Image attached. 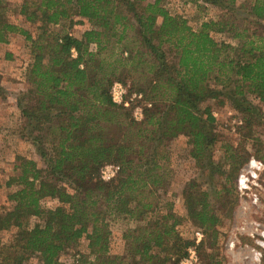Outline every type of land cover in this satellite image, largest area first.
<instances>
[{
  "label": "trees",
  "instance_id": "1",
  "mask_svg": "<svg viewBox=\"0 0 264 264\" xmlns=\"http://www.w3.org/2000/svg\"><path fill=\"white\" fill-rule=\"evenodd\" d=\"M23 1L19 13L39 25L38 36L10 22L0 0V44L16 35L29 43L32 60L16 107L20 138L30 142L43 167L21 156L12 163L5 187L16 188L7 196L11 207L0 213V232L11 234L6 243L0 239V264H25L31 258L60 264L59 255L83 238L88 254L77 264H177L194 244L177 231L185 221L213 245L221 220L212 200L223 196L231 205L228 197L244 159L225 144L224 162H212L215 118L201 105L229 100L242 121L241 139L252 137L258 120L245 98L264 104V34L249 25H262L264 0H202L230 13L197 30L169 15L161 0ZM236 8L240 14L232 12ZM73 17L90 26L79 37L46 29L72 24ZM213 33L228 35L233 44L215 41ZM114 81L150 103L141 122L132 119L130 109L111 102ZM180 136L187 139L198 176L222 183H215L210 194L191 180L181 192L183 216L165 203L163 214L152 218L159 206L155 195L168 173L157 162L158 147ZM107 164L120 171L104 183L99 171ZM45 200L55 203L44 207ZM109 217L138 223L122 236L124 255H109ZM31 219L36 223L30 226Z\"/></svg>",
  "mask_w": 264,
  "mask_h": 264
},
{
  "label": "rangeland",
  "instance_id": "2",
  "mask_svg": "<svg viewBox=\"0 0 264 264\" xmlns=\"http://www.w3.org/2000/svg\"><path fill=\"white\" fill-rule=\"evenodd\" d=\"M241 1L239 0L238 3ZM23 2V0H5V17L36 38L40 32L39 25L27 23L19 13ZM160 5L169 15L185 19L187 25L193 30H197L203 22L218 20L230 13V10L224 7L211 5L202 0H161ZM232 12L241 13L237 8ZM71 22L72 24L69 21H65L46 29L48 32L53 33L69 30L72 35L79 37L90 28L87 22H82L77 17H73ZM260 24L262 25L258 26L252 23L249 27L251 30H257L264 34V20L260 21ZM212 37L217 42L233 44V41L226 34L213 33ZM30 52L29 43L19 35L12 37L7 44H0V213L7 211L11 207V203L7 201V196L16 188L15 186L5 187L6 181L12 174L14 159L17 156H21L36 162L39 168L43 167L30 142L20 138L22 120L16 107V97L25 87V71L32 60ZM245 100L249 107L255 109L254 114L258 120V125L254 126L252 137L248 140L241 139L239 135V128L242 125L238 126L233 123V120L241 118L236 111L231 109L230 104L232 102L225 100L223 105H220L216 101H207L201 105V109L209 108L215 118L213 128L217 141L209 150L212 162L215 164L224 162L226 154L223 146L225 144H229L235 150L237 156L244 159L239 170L250 157L264 162V104L258 102L255 97L250 95H247ZM253 139H256L257 142L254 143ZM186 142L187 139L180 136L162 145V147H158L157 162L162 165L163 171L167 170L168 173L165 177L164 188L159 189L155 195L156 203L159 206L157 211L152 214V218L163 214L166 209L165 203L172 204L173 212L176 213V216H183L184 209L181 204V192L189 181L196 180L200 183L202 190H210V194H213L211 190L215 183L216 186L222 183L220 180L217 181L216 177L215 181L210 183L208 181L210 179L198 176L199 172L194 161L189 156V146ZM236 178L232 194L228 197L231 200V205L227 207L226 197L223 196L218 202L212 200L215 204V213L220 215L221 223L216 228L217 239L213 245L209 246L206 236L201 239V241L204 240L203 248L196 251L199 264L211 263L207 260V254L211 255L213 260L220 264H264V249L259 250L260 257H255L253 254V250H256L255 238H251L249 235L255 224L259 228H264V186L260 192L259 206L257 208H249L248 205L244 204L245 208H243L244 200H240L235 191ZM54 203L51 200H45L43 206L49 208ZM232 205H234L233 209L228 212L229 207ZM227 212L228 217H226ZM34 223H36L35 219L28 221L30 226ZM107 223L110 231L109 255L112 257L124 255L125 246L122 236L138 223L132 222L125 217H109L107 218ZM177 231L182 238L192 242L195 240L193 235L195 231L202 233L191 221L182 222L177 227ZM10 234L11 232H0L2 242L6 243ZM87 244L88 242L85 238L81 239L75 246L61 253L58 257V262L60 264H77L80 256L88 254ZM25 264H39V261L36 258H31Z\"/></svg>",
  "mask_w": 264,
  "mask_h": 264
},
{
  "label": "built area",
  "instance_id": "3",
  "mask_svg": "<svg viewBox=\"0 0 264 264\" xmlns=\"http://www.w3.org/2000/svg\"><path fill=\"white\" fill-rule=\"evenodd\" d=\"M74 56L75 53L71 51ZM109 96L111 102L117 106L131 110V117L135 122H141L144 119V109L150 108V103L146 102L140 93H129L128 86L123 85L119 81H114L109 89ZM233 123L240 126L242 121L240 119L233 120ZM120 168L117 165H104L99 171L100 180L104 183L112 181L119 173ZM264 186V162H261L253 157H250L239 173L235 182V191L240 200H244V204L249 208H257L259 206L260 192ZM194 245L186 250L177 264H199L196 246L203 238L200 231L194 232ZM250 237L255 238L256 250L253 254L260 257V251L264 249V228H259L257 224L254 225L250 232ZM232 245V244H231Z\"/></svg>",
  "mask_w": 264,
  "mask_h": 264
}]
</instances>
